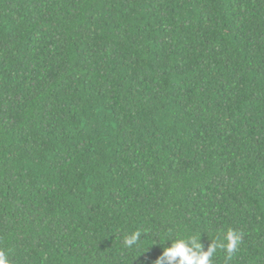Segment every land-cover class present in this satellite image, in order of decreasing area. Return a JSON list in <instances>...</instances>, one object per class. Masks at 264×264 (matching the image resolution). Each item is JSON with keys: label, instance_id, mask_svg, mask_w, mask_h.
Instances as JSON below:
<instances>
[{"label": "trees", "instance_id": "1", "mask_svg": "<svg viewBox=\"0 0 264 264\" xmlns=\"http://www.w3.org/2000/svg\"><path fill=\"white\" fill-rule=\"evenodd\" d=\"M192 236L264 264V0H0L6 264H159Z\"/></svg>", "mask_w": 264, "mask_h": 264}, {"label": "clouds", "instance_id": "2", "mask_svg": "<svg viewBox=\"0 0 264 264\" xmlns=\"http://www.w3.org/2000/svg\"><path fill=\"white\" fill-rule=\"evenodd\" d=\"M138 237L139 233L134 234L128 243L135 242ZM199 239L197 236H192L188 240H178L172 243L170 247H164L162 255L157 259L159 264H176L177 258H179L178 264H209L210 253L203 251L202 245L198 242ZM237 243L238 241L233 234L228 244L229 253L235 251ZM0 264H6L2 253H0Z\"/></svg>", "mask_w": 264, "mask_h": 264}]
</instances>
